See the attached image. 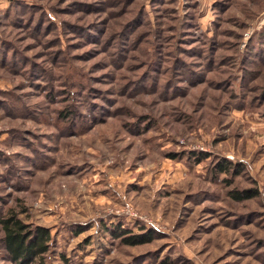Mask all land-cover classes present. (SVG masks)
<instances>
[{
	"label": "rangeland",
	"instance_id": "rangeland-1",
	"mask_svg": "<svg viewBox=\"0 0 264 264\" xmlns=\"http://www.w3.org/2000/svg\"><path fill=\"white\" fill-rule=\"evenodd\" d=\"M10 211L45 264H264V0H0Z\"/></svg>",
	"mask_w": 264,
	"mask_h": 264
},
{
	"label": "trees",
	"instance_id": "trees-1",
	"mask_svg": "<svg viewBox=\"0 0 264 264\" xmlns=\"http://www.w3.org/2000/svg\"><path fill=\"white\" fill-rule=\"evenodd\" d=\"M225 169V164L221 170ZM253 194L246 191L232 193L236 199L249 198ZM2 230V242L9 259L14 264H45L44 256L49 251L51 241L50 231L47 227L31 226L18 218L12 211L0 218ZM121 238L126 244L147 242L150 236L131 235L121 226L113 233ZM64 264H71L68 259L61 255Z\"/></svg>",
	"mask_w": 264,
	"mask_h": 264
}]
</instances>
